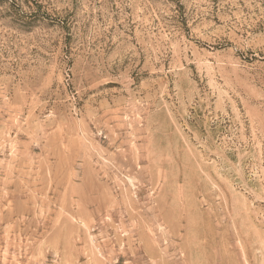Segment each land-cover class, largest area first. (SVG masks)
<instances>
[{
	"label": "rangeland",
	"instance_id": "rangeland-1",
	"mask_svg": "<svg viewBox=\"0 0 264 264\" xmlns=\"http://www.w3.org/2000/svg\"><path fill=\"white\" fill-rule=\"evenodd\" d=\"M0 264H264V0H0Z\"/></svg>",
	"mask_w": 264,
	"mask_h": 264
}]
</instances>
